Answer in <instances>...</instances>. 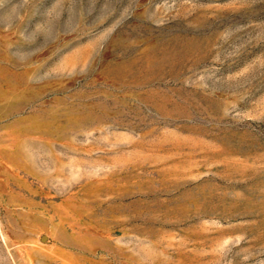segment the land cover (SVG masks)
Instances as JSON below:
<instances>
[{"label":"rangeland","instance_id":"374dc122","mask_svg":"<svg viewBox=\"0 0 264 264\" xmlns=\"http://www.w3.org/2000/svg\"><path fill=\"white\" fill-rule=\"evenodd\" d=\"M0 264H264V0H0Z\"/></svg>","mask_w":264,"mask_h":264}]
</instances>
